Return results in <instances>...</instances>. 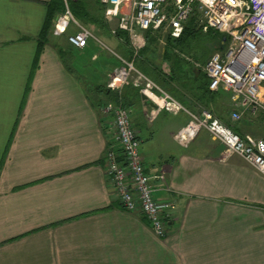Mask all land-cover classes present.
<instances>
[{"label":"crops","instance_id":"1","mask_svg":"<svg viewBox=\"0 0 264 264\" xmlns=\"http://www.w3.org/2000/svg\"><path fill=\"white\" fill-rule=\"evenodd\" d=\"M50 1L0 0V264H264V176L205 130L181 145L174 135L188 115L151 118L155 105L131 82L107 91L121 62L96 41L76 49L54 36L60 11L41 36ZM80 1L82 24L130 60L129 37L112 36L101 0ZM182 49L147 32L135 66L191 112L210 110L251 135L250 119H260L233 122L230 95L210 91L196 67L209 52ZM117 101L130 111L156 199L173 206L165 238L121 206L106 174L115 140L101 105Z\"/></svg>","mask_w":264,"mask_h":264},{"label":"built area","instance_id":"2","mask_svg":"<svg viewBox=\"0 0 264 264\" xmlns=\"http://www.w3.org/2000/svg\"><path fill=\"white\" fill-rule=\"evenodd\" d=\"M101 3L105 20L109 24L116 22L112 36L124 41L119 38V32L128 35L132 49L130 60L111 50L82 24L72 11L71 0H62V9L53 23V35L66 36L76 49H84L90 41H96L119 59L122 67L111 76L107 89L121 93L123 86L131 82L155 105L151 118L159 112L172 115L185 112L189 120L174 135L181 145L188 146L205 130L228 153L241 157L264 176V139L237 134L210 110L191 112L135 66L146 46L147 32L179 39L195 19L198 30L204 34L216 31L225 40L202 67L209 80V90L222 89L230 95L233 122H240L249 113L260 116L264 124V0H101ZM101 113L112 118L115 143L106 150L104 160L106 174L120 204L130 212H140L155 235L165 238L168 214L173 206L155 197L153 178L145 171L141 139L130 111L117 101L103 103Z\"/></svg>","mask_w":264,"mask_h":264},{"label":"trees","instance_id":"3","mask_svg":"<svg viewBox=\"0 0 264 264\" xmlns=\"http://www.w3.org/2000/svg\"><path fill=\"white\" fill-rule=\"evenodd\" d=\"M71 8H72V11H73L74 15L78 19H82L83 18L81 16L82 13H81V1L80 0H71ZM61 9H62V0H51L50 1L49 15L47 17V22H46V24H45V26H44V28L42 30L41 36H43V37L47 36V32L52 28L51 21H53V19L55 18L56 14L59 11H61ZM202 34H204V33L202 31L198 30L195 27V19H192L190 21V23L186 26L182 36L179 39H174L171 36L167 35V40H168L169 43H177L178 46H181L184 49V48H188L193 43H195V41L197 39H201V35ZM206 35H209L210 39L212 41L217 42L218 49H220L221 42L223 43V36H221V34H219L216 31H213V30L209 31ZM107 91H109V90L107 89Z\"/></svg>","mask_w":264,"mask_h":264},{"label":"rangeland","instance_id":"4","mask_svg":"<svg viewBox=\"0 0 264 264\" xmlns=\"http://www.w3.org/2000/svg\"><path fill=\"white\" fill-rule=\"evenodd\" d=\"M109 25H111L110 31L112 29L116 28V22H113V23H111ZM99 38L111 50H113L115 52L117 51V49L115 48V45H114V43L116 42V40L115 39H112L109 36V34H107V36H103V37H99ZM195 43L197 44L198 51H200L201 53L209 52V55H212L215 52V50L217 51V49H218L217 42L212 41L210 39V36L209 35H206V34H202L201 35V39H197L195 41ZM185 53L188 54V56L189 55H193L190 51H187ZM108 54H109L110 58H113V60H114V62L116 64L117 62L115 61L114 55H111L110 52H108ZM193 57H194V55H193ZM73 67H74V65H73ZM196 67H199V68L202 69V67L200 65H197ZM245 117H246V114L243 116V118H245ZM254 119H257V120L260 119V120H262L260 116H256V117H254ZM260 120L258 122H255L252 119H250V121H249L250 126H251V124L254 125V123H255V125L253 126L254 127V130L251 133V135L254 136V137H256V138H264V124Z\"/></svg>","mask_w":264,"mask_h":264},{"label":"water","instance_id":"5","mask_svg":"<svg viewBox=\"0 0 264 264\" xmlns=\"http://www.w3.org/2000/svg\"><path fill=\"white\" fill-rule=\"evenodd\" d=\"M225 41V40H224ZM143 100H147V97L142 95Z\"/></svg>","mask_w":264,"mask_h":264}]
</instances>
